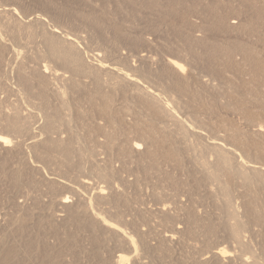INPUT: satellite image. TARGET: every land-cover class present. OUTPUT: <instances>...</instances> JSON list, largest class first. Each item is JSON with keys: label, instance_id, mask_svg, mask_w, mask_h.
<instances>
[{"label": "rangeland", "instance_id": "374dc122", "mask_svg": "<svg viewBox=\"0 0 264 264\" xmlns=\"http://www.w3.org/2000/svg\"><path fill=\"white\" fill-rule=\"evenodd\" d=\"M228 2L175 0L172 9L201 16L213 6L210 38L231 49L254 43L239 24H213ZM80 11L119 38L85 27ZM240 18L264 29V13L245 8ZM0 35V136L10 140L0 142V255L9 248L12 264H116L123 255V264H264V70L217 62L211 74L165 6L147 14L121 0H0ZM77 58L79 72L69 63ZM168 58L185 77L171 75ZM236 227L240 253L217 263L216 247H238Z\"/></svg>", "mask_w": 264, "mask_h": 264}, {"label": "bare ground", "instance_id": "6f19581e", "mask_svg": "<svg viewBox=\"0 0 264 264\" xmlns=\"http://www.w3.org/2000/svg\"><path fill=\"white\" fill-rule=\"evenodd\" d=\"M123 5L130 9L131 11H136V9H141L144 11V13L150 14L160 6H165L167 9L168 14L173 15L176 17V20L181 23L184 31L188 34L189 33V39L194 41L195 45L200 47L202 50V55L205 58V67L206 69L211 73L215 74L216 70L214 68V65L217 62H221L222 65L225 66L228 70L236 67L239 63H242L244 65L250 66V69L253 72H261L264 70V66L260 63V61L256 58L255 54L259 55L261 53V50L259 47L264 46V38L261 39L259 37L261 32H264V29H261L260 27H257V25H251L246 20H242L240 18V12L242 9L248 8L250 12L254 14H263L264 13V0H229L228 5L223 12V14L213 23L216 24V26L221 29L223 32H227L229 30V26L226 28L224 27V22L229 20V24H239L240 27L243 30V35L247 39H253L254 43H249L241 46L239 49H231L226 43L224 42H218L212 38H210L203 28L204 25L207 22V17L212 16V13L214 12V7L211 6L209 8L203 9V14L195 15L191 9L187 8L184 11L180 13H175L172 9V6L175 4V0H167L165 3H161L160 0H121ZM184 1V0H183ZM197 2L198 0H194ZM207 15V16H204ZM149 16V15H148ZM147 16V17H148ZM199 16V17H198ZM77 19L79 18V22H82V24L86 26H89L91 29L95 28L96 30L99 29V31L103 32L104 30L113 29V39L116 40L119 38V32L117 31V27L113 26L106 22L102 17L97 15H91L89 13H83L80 11L77 13ZM34 20L37 22L43 21V19L40 18V16L34 17ZM77 21V20H76ZM81 24V25H82ZM83 25V27H84ZM111 27V28H110ZM115 27V28H114ZM19 34V33H17ZM52 36H58L60 35V32L56 29L52 30L50 33ZM152 35V34H148ZM6 38V37H5ZM23 38V37H22ZM55 38V37H54ZM4 39V38H3ZM64 39V40H63ZM64 43L68 44L71 48H73L77 43L76 38H71L69 36L63 37ZM10 42V40H8ZM49 42L52 43L53 41L49 39ZM0 43H2V36L0 35ZM14 43V42H13ZM257 45V46H253ZM26 48V47H25ZM7 49V48H6ZM29 49V48H27ZM252 50V51H251ZM67 51H64V53ZM55 53V52H52ZM9 54H11L12 57H17L19 54L18 50H15L14 48H11L9 50ZM94 56H100L99 53H95ZM79 58L75 59L74 61H71L69 63H73V68L79 72L80 68L82 67V63ZM167 65L171 68L172 73L171 75L174 77L180 78L181 76L185 77L186 73L184 72V68L181 64L176 62L175 60L168 58L166 59ZM97 69H105L104 65L101 62L96 63ZM43 73H47L49 68L47 65H43ZM177 71H179L181 74H178ZM85 72L81 71L80 75H84ZM55 76H60L61 74H58L54 71ZM120 77L125 81L135 82V80L129 79V76L123 72H119ZM143 92L147 93L149 95L150 100H156L158 95L155 94L152 90L147 89V87H143ZM148 98V97H147ZM164 108L169 110V104L167 101L164 103ZM260 131V130H259ZM0 142L3 143L5 146L10 144V140L4 136H0ZM212 148L214 150L220 149V146H222L220 140H214L211 142ZM4 146V147H5ZM133 149L140 150L139 144H134ZM223 157V156H222ZM224 161L228 160L225 157L222 158ZM252 167V166H251ZM256 168L255 165L253 167ZM241 175V174H239ZM84 184L87 186L92 185L90 182L85 181ZM66 188L71 189L70 186L65 185ZM105 193L104 189H98L97 195L102 196ZM69 197L67 195H64L61 197L59 201V205L63 208H67ZM91 207V203L88 205ZM88 212V210H86ZM97 218H99L103 225H107L110 228H115L114 225L109 224L103 217L99 216V214H96ZM239 227H236L233 230V234L236 236V241L238 242V247L235 248L232 252H228L225 250L224 247H216L214 249V257L216 258L217 263L223 262V259H234L236 257L235 254L237 252L240 253L241 247H240V236L238 234ZM129 243L131 246H133L134 242L129 238ZM1 246V245H0ZM13 246V245H11ZM10 246V247H11ZM16 246V245H14ZM13 246V247H14ZM60 246V245H59ZM5 249V248H4ZM2 249V253L0 255V264H12V257L13 254L9 248ZM18 249V248H16ZM237 249V250H236ZM234 253V254H233ZM238 254V253H237ZM236 254V255H237ZM126 258L124 255L120 256L116 264H123V262L126 261ZM231 261V260H230ZM245 261V260H244ZM254 261H256V264L260 263L259 258H254ZM259 262V263H258ZM14 263V262H13ZM44 264V263H43Z\"/></svg>", "mask_w": 264, "mask_h": 264}]
</instances>
